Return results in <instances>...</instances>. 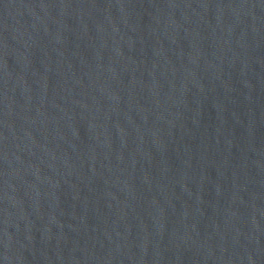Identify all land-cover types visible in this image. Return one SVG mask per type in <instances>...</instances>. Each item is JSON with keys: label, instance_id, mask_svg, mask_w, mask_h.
<instances>
[{"label": "water", "instance_id": "obj_1", "mask_svg": "<svg viewBox=\"0 0 264 264\" xmlns=\"http://www.w3.org/2000/svg\"><path fill=\"white\" fill-rule=\"evenodd\" d=\"M0 264H264V70L114 0H0Z\"/></svg>", "mask_w": 264, "mask_h": 264}]
</instances>
